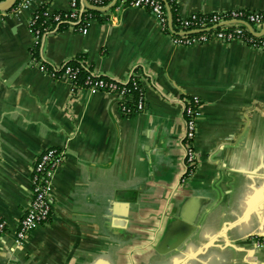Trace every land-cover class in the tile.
<instances>
[{"label":"crops","instance_id":"obj_1","mask_svg":"<svg viewBox=\"0 0 264 264\" xmlns=\"http://www.w3.org/2000/svg\"><path fill=\"white\" fill-rule=\"evenodd\" d=\"M106 1L86 34L48 33L38 57L56 66L82 56L95 74L135 78L145 106L133 115L116 95L74 88L33 62L32 11H66L69 0L0 16V264H264V48L177 46L148 10ZM176 3L181 16L264 9V0ZM191 96L201 100L197 170L181 181ZM48 148L64 151L51 213L18 245L32 169Z\"/></svg>","mask_w":264,"mask_h":264},{"label":"built area","instance_id":"obj_2","mask_svg":"<svg viewBox=\"0 0 264 264\" xmlns=\"http://www.w3.org/2000/svg\"><path fill=\"white\" fill-rule=\"evenodd\" d=\"M30 1L20 0L16 6L10 9V12L18 13L19 10L27 8ZM129 5L146 9L154 15L161 29L170 36L172 43L177 46L188 47L218 41L223 43L241 42L256 49L264 48V9L194 12L187 16H181L177 7L175 16L172 17L170 6L160 0H131ZM37 7L32 11L28 22L29 32L32 36V48L37 46L40 48L43 38L48 34L46 31L42 32L35 28V21L38 18ZM83 10V7L78 6L77 0H69V8L64 12L70 18L76 19ZM51 13L52 11L47 8L45 14ZM2 14L4 12H0V16ZM59 18L58 14L54 16L55 20H59ZM90 22L91 20L84 27H79L78 32L86 34ZM33 57V62L37 64L38 70L48 74L51 78H64L74 88L76 86L86 88L91 93L105 92L116 95L119 109L124 115H133L144 109L143 88L135 78L121 82L89 71L82 85H77L78 69L72 68L68 62L56 66L51 65L49 68L45 60L39 59L38 56ZM130 102H133L132 106L128 105ZM183 111L185 128L182 143L185 167L181 181L191 178L197 170V153L194 141L197 134V122L201 116L200 98L198 96L188 98ZM63 161L64 151L58 148H48L36 158L31 175V197L15 233L18 245H22L32 230L48 220L53 203L51 182ZM2 228H4V223H0V229ZM257 246H263V243L257 242Z\"/></svg>","mask_w":264,"mask_h":264},{"label":"trees","instance_id":"obj_3","mask_svg":"<svg viewBox=\"0 0 264 264\" xmlns=\"http://www.w3.org/2000/svg\"><path fill=\"white\" fill-rule=\"evenodd\" d=\"M130 1L131 0H128V4ZM160 1L170 6L172 17H174L176 8L178 7L176 0H160ZM19 2L20 0H17L14 6H16ZM77 2H78V6L80 7V0H77ZM86 2L88 5L83 7L84 8L83 12L76 19L70 18L69 15H67V13L65 14L64 11H54L51 14L46 15L45 12L47 10V5L46 4L39 5L36 9L38 18L35 21V28L41 30L42 32L46 31L47 33L65 31L69 27H72L75 31H78L79 27H84L88 21L98 17L99 10H97V8H100L107 4L106 0H86ZM90 6L96 8H91ZM57 14L60 15L59 20L54 19V16H56ZM30 52L33 56L37 57L39 55V47L37 46L31 48ZM81 57L82 56H79L77 58L68 61V63L72 66V68L78 69L77 78H76L77 85H82L84 78L87 76L89 72V69L86 68L80 62ZM46 64L49 66V68H51L50 63L46 62ZM132 104L133 102H130V104L128 105L132 106Z\"/></svg>","mask_w":264,"mask_h":264},{"label":"water","instance_id":"obj_4","mask_svg":"<svg viewBox=\"0 0 264 264\" xmlns=\"http://www.w3.org/2000/svg\"><path fill=\"white\" fill-rule=\"evenodd\" d=\"M16 1L17 0H2V1H0V12L9 11L14 6ZM189 222L191 223L192 221H189Z\"/></svg>","mask_w":264,"mask_h":264}]
</instances>
